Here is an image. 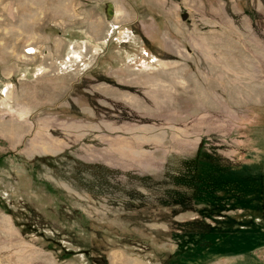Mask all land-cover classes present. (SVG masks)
Returning <instances> with one entry per match:
<instances>
[{"label":"rangeland","instance_id":"1","mask_svg":"<svg viewBox=\"0 0 264 264\" xmlns=\"http://www.w3.org/2000/svg\"><path fill=\"white\" fill-rule=\"evenodd\" d=\"M263 253L264 0H0V264Z\"/></svg>","mask_w":264,"mask_h":264},{"label":"built area","instance_id":"2","mask_svg":"<svg viewBox=\"0 0 264 264\" xmlns=\"http://www.w3.org/2000/svg\"><path fill=\"white\" fill-rule=\"evenodd\" d=\"M262 257H263V259H262L263 261L262 262H264V253H263V256Z\"/></svg>","mask_w":264,"mask_h":264},{"label":"water","instance_id":"3","mask_svg":"<svg viewBox=\"0 0 264 264\" xmlns=\"http://www.w3.org/2000/svg\"><path fill=\"white\" fill-rule=\"evenodd\" d=\"M108 11H109V9H108ZM111 12V11H110Z\"/></svg>","mask_w":264,"mask_h":264}]
</instances>
